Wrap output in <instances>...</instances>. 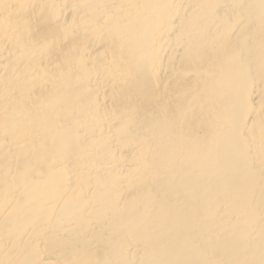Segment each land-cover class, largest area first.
Here are the masks:
<instances>
[{"label":"bare ground","instance_id":"6f19581e","mask_svg":"<svg viewBox=\"0 0 264 264\" xmlns=\"http://www.w3.org/2000/svg\"><path fill=\"white\" fill-rule=\"evenodd\" d=\"M0 264H264V0H0Z\"/></svg>","mask_w":264,"mask_h":264}]
</instances>
